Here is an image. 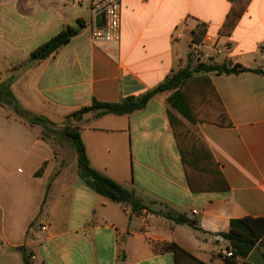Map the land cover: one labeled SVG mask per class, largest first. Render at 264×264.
Here are the masks:
<instances>
[{
    "label": "crops",
    "instance_id": "obj_1",
    "mask_svg": "<svg viewBox=\"0 0 264 264\" xmlns=\"http://www.w3.org/2000/svg\"><path fill=\"white\" fill-rule=\"evenodd\" d=\"M232 6V0H124L121 41L94 45L89 0L0 3V61L8 67L0 70V84H11L25 111L62 124L94 100L139 98L199 63L263 69L264 5L251 0L231 35H221ZM200 24L207 35L193 43ZM68 27L79 30L68 45L30 60ZM203 75L230 126L193 124L168 102L172 93L130 115L91 112L76 124L91 167L133 192L141 212L90 190L77 163L74 170L60 159L57 140L43 139L41 126L0 105V174L10 179L0 189V264H176L172 253L156 254L152 242L176 243L206 264H228L216 238L234 219L264 218V75ZM171 115L189 129L177 123L181 148ZM187 168L199 192L191 190ZM220 173L229 191L218 189ZM168 213L196 220L198 229L175 224Z\"/></svg>",
    "mask_w": 264,
    "mask_h": 264
},
{
    "label": "trees",
    "instance_id": "obj_2",
    "mask_svg": "<svg viewBox=\"0 0 264 264\" xmlns=\"http://www.w3.org/2000/svg\"><path fill=\"white\" fill-rule=\"evenodd\" d=\"M250 2L251 0H232L233 6L220 31L221 35H231L243 17ZM78 34L79 30L73 27L66 28L60 34L36 49L30 55V60L40 62L50 58L58 53L61 48L68 45ZM206 35V25L200 24L192 33V42L200 43ZM244 72H254L264 75V68L248 70L239 64L230 66L228 64L199 63L195 68L187 67L174 73L164 83L139 98L129 97L119 103H102L94 100L90 106L83 107L79 111L69 115L64 123L60 125L52 122L45 116L33 115L25 111L13 95L10 83L0 84V105L2 107L7 105L11 106L15 113L30 125L41 126L43 128V139L67 141L77 156L78 176L90 190L114 203L127 205L133 211L141 212L145 207L133 192L91 167L80 128L76 124L91 112H98L97 117L104 115H130L145 109L156 95L172 93L168 98V102L193 124L197 122H209L228 127L231 125V122L227 111L213 89L209 77L203 74L232 75ZM171 122L179 148H181L180 142L178 141L180 133L177 123H179L183 131L189 132V129L172 115ZM182 156L186 168V160L184 159L185 155L183 152ZM42 171L43 169L37 174L41 175ZM187 175L191 190L193 192H199L194 185L192 173L188 168ZM218 189L221 191H229L230 189L221 173L218 180ZM166 218L177 225H187L191 228L198 229L197 221L189 219L185 215L168 213L166 214ZM219 237L227 241L234 250L235 257L233 259H225L228 264H237L238 262L240 264H252L248 261V258L255 249H258L264 256V218L247 217L234 219L231 221L230 231L224 235H219ZM151 244L156 254L172 253L175 257L176 264H206L176 243L152 242ZM23 254L25 262L28 263L29 257L24 250Z\"/></svg>",
    "mask_w": 264,
    "mask_h": 264
},
{
    "label": "built area",
    "instance_id": "obj_3",
    "mask_svg": "<svg viewBox=\"0 0 264 264\" xmlns=\"http://www.w3.org/2000/svg\"><path fill=\"white\" fill-rule=\"evenodd\" d=\"M12 0H0V3H7ZM86 0H74L76 5H81ZM90 10L93 18V29L91 31V41L94 45H105L111 43H119L121 41V24L122 9L124 0H89ZM100 22L98 23V19ZM193 50L194 53L199 52V46ZM46 230V226L43 227ZM216 241L221 244L220 255L225 259H233L235 257L234 250L230 244L221 237H217Z\"/></svg>",
    "mask_w": 264,
    "mask_h": 264
},
{
    "label": "rangeland",
    "instance_id": "obj_4",
    "mask_svg": "<svg viewBox=\"0 0 264 264\" xmlns=\"http://www.w3.org/2000/svg\"><path fill=\"white\" fill-rule=\"evenodd\" d=\"M258 3H261V5H264V0H258ZM202 42V41H201ZM200 42V43H201ZM107 45V44H105ZM198 56H200V53H192V57L193 59H197ZM205 62H209L207 60H205ZM6 62L5 61H0V70H2L1 72H3L2 74H4L5 70H7L8 67H6V65H4ZM194 68L196 67L195 65L193 66ZM13 93V92H12ZM14 95V94H13ZM15 96V95H14ZM16 98V97H15ZM18 101V100H17ZM19 103V101H18ZM20 105V103H19ZM21 106V105H20ZM7 108L9 111L15 113L14 109L11 107V106H8L7 105ZM16 114V113H15ZM64 123V122H63ZM57 124V123H56ZM60 125V124H59ZM57 149L59 151V156H60V159L63 160V163L65 166H67L68 168H72L75 170V164L77 163V156H76V153L74 151V149L72 148V146L65 140H60V139H57ZM1 158V157H0ZM18 168H23V166L21 165H18L17 166V169ZM9 177H5L4 175L2 176L0 174V189L3 191H6L9 187ZM1 196H4V192H2V195ZM2 201V200H1ZM4 206V205H3ZM42 221V219H39L37 222H35V226L37 229L40 228V222ZM219 263H221L222 261L221 260H217Z\"/></svg>",
    "mask_w": 264,
    "mask_h": 264
},
{
    "label": "water",
    "instance_id": "obj_5",
    "mask_svg": "<svg viewBox=\"0 0 264 264\" xmlns=\"http://www.w3.org/2000/svg\"><path fill=\"white\" fill-rule=\"evenodd\" d=\"M98 23L100 22V18L97 20ZM248 261L252 264H264V256L263 254L258 250L255 249L249 256Z\"/></svg>",
    "mask_w": 264,
    "mask_h": 264
}]
</instances>
